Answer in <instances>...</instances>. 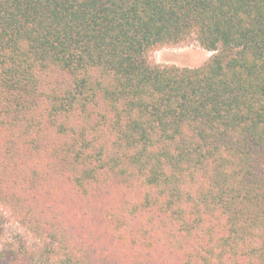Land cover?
<instances>
[{
  "label": "trees",
  "instance_id": "obj_1",
  "mask_svg": "<svg viewBox=\"0 0 264 264\" xmlns=\"http://www.w3.org/2000/svg\"><path fill=\"white\" fill-rule=\"evenodd\" d=\"M99 193L101 264H264V0H0V202Z\"/></svg>",
  "mask_w": 264,
  "mask_h": 264
},
{
  "label": "rangeland",
  "instance_id": "obj_2",
  "mask_svg": "<svg viewBox=\"0 0 264 264\" xmlns=\"http://www.w3.org/2000/svg\"><path fill=\"white\" fill-rule=\"evenodd\" d=\"M214 53L203 48L196 40H192L155 50L148 57L155 64L197 67L208 61ZM100 193L95 194L97 198L91 197L87 203L79 202L72 195L66 194L68 198H65V201L69 204V208L64 204L52 203V199L43 194L32 202L31 199L29 202L25 201V208L22 204L20 208L18 205L12 206L0 202V254L3 256L0 264H63L61 258L64 257L63 252L67 251V247L63 244V247L59 248L58 241L53 240L49 235V217L55 213L51 212L52 207H59L62 210L60 215L64 224L62 226L67 228L68 232L79 234L80 237H77L79 239L85 234V238L95 244L94 255L89 252L88 263L104 262V255L101 253L103 242L98 243V229L95 224L86 221L101 208ZM82 212L89 215L82 216ZM39 218L42 220L37 224L36 220ZM67 245L68 251L71 250L72 254L77 256L81 254L78 244L67 243ZM81 247L84 251L85 246L81 245Z\"/></svg>",
  "mask_w": 264,
  "mask_h": 264
}]
</instances>
